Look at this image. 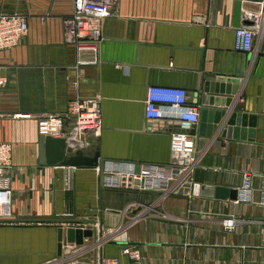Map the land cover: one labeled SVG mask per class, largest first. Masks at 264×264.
Returning <instances> with one entry per match:
<instances>
[{"label": "crops", "instance_id": "crops-1", "mask_svg": "<svg viewBox=\"0 0 264 264\" xmlns=\"http://www.w3.org/2000/svg\"><path fill=\"white\" fill-rule=\"evenodd\" d=\"M0 9L24 13L29 23L21 44L0 51V141L13 146L0 264H98L100 257L130 264L125 245L140 250L143 264H264V0H120L102 20L99 62L79 70L76 60L93 53L66 40L73 0H0ZM245 23L260 28L249 52L235 49V29ZM151 85L186 88L200 113L227 110L212 135L202 134L201 121L190 130L195 167L205 170L206 184L237 189L251 173L253 201L196 195L192 187L186 193L173 180L168 192L104 186L102 212L95 168L41 163L37 116L99 96L103 130L87 137L86 154L100 151L138 172L174 165L171 131L179 124L145 117ZM16 112L35 117L6 115ZM232 113L236 120L226 129ZM63 218H97L114 232L77 243L68 240L67 224L32 221ZM227 218L237 220L232 229Z\"/></svg>", "mask_w": 264, "mask_h": 264}, {"label": "built area", "instance_id": "built-area-1", "mask_svg": "<svg viewBox=\"0 0 264 264\" xmlns=\"http://www.w3.org/2000/svg\"><path fill=\"white\" fill-rule=\"evenodd\" d=\"M120 0H73V12L65 19V35L68 43L77 51L88 50L93 53L91 58L79 57L72 65L73 69L95 65L99 62V47L104 39L102 20L114 13ZM254 23V22H252ZM259 24H242L235 29V49L243 52L253 50L254 39L259 33ZM29 32L28 18L24 13H8L0 9V51L22 43ZM0 76V83H4ZM186 88L151 85L147 89L145 100V117L151 121H168L178 123V129L171 131V150L173 153L186 154L188 163L174 164L169 168L144 166L140 172L132 164L113 163L106 161L104 168V186L116 189H141L170 191V182L180 180L182 185L193 175L196 169V134L190 130L200 122V110L188 101ZM14 118L30 119L35 117L31 112H16ZM4 116L0 113V117ZM40 135L64 137L72 152L85 151L90 142L87 137H99L103 130L101 97L91 96L76 98L63 112L44 113L37 116ZM13 146L11 142L0 141V224L9 223L3 215V209L12 202ZM180 158H182L180 156ZM100 173V167H95ZM185 178V179H184ZM184 179V180H183ZM253 176L244 173V181L238 189L237 202L253 201ZM264 205V199L260 201ZM132 205L130 207H133ZM235 218L224 219L228 229L236 223ZM97 231H99L97 227ZM103 229V233H104ZM113 228L106 233L112 234ZM123 253L131 259L130 264H143L138 248L125 245ZM98 264H120L118 258H102Z\"/></svg>", "mask_w": 264, "mask_h": 264}, {"label": "water", "instance_id": "water-1", "mask_svg": "<svg viewBox=\"0 0 264 264\" xmlns=\"http://www.w3.org/2000/svg\"><path fill=\"white\" fill-rule=\"evenodd\" d=\"M227 116V110L223 108H210L203 107L201 111V126L200 129L202 134L207 133L212 135L214 127L221 125L224 122V118ZM237 113H232L228 118L226 129H230L236 120ZM196 124L192 126L194 132L196 131ZM225 129V130H226ZM205 130V132H204ZM180 156L182 158H180ZM186 154L173 153V162L175 164H185L188 163ZM40 161L42 164L48 165H61V166H71V167H87L95 168L100 167V177H99V199L98 208L100 211L108 210L106 204L103 201V190H104V168L106 159L100 156V151H96L93 156L86 154L84 151L77 153L72 152L71 148L67 146L66 138L64 137H52L40 135ZM205 170L197 167L194 174L189 176L185 183L182 185L183 191L189 192L191 187L193 193L198 195L215 196L216 198L236 200L238 195L237 188H230L224 186H215L205 183ZM193 183V184H192ZM32 221L39 222H51L57 223L63 226L68 225L67 228V238L69 241H76L77 243H83L84 237H89L90 240L98 237H103V223L97 218L91 219H73V218H63V219H45L41 221L38 219H33ZM99 223V233L94 229H83V224H98ZM60 238L62 240V228L60 231ZM100 242V241H98ZM102 257L98 260L101 261ZM72 264V263H70ZM73 264H90L88 262L76 261Z\"/></svg>", "mask_w": 264, "mask_h": 264}]
</instances>
